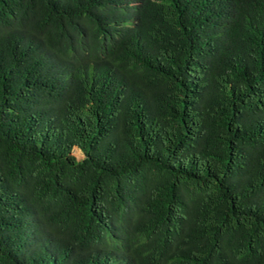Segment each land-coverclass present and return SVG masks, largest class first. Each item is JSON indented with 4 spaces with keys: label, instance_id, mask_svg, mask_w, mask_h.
<instances>
[{
    "label": "trees",
    "instance_id": "trees-1",
    "mask_svg": "<svg viewBox=\"0 0 264 264\" xmlns=\"http://www.w3.org/2000/svg\"><path fill=\"white\" fill-rule=\"evenodd\" d=\"M0 264H264V0H0Z\"/></svg>",
    "mask_w": 264,
    "mask_h": 264
},
{
    "label": "rangeland",
    "instance_id": "rangeland-1",
    "mask_svg": "<svg viewBox=\"0 0 264 264\" xmlns=\"http://www.w3.org/2000/svg\"><path fill=\"white\" fill-rule=\"evenodd\" d=\"M71 154L76 160H81L83 158V154L77 148H73Z\"/></svg>",
    "mask_w": 264,
    "mask_h": 264
}]
</instances>
